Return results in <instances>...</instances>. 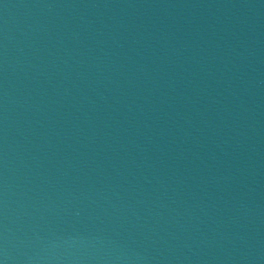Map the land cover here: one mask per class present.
Returning <instances> with one entry per match:
<instances>
[{"label": "water", "instance_id": "obj_1", "mask_svg": "<svg viewBox=\"0 0 264 264\" xmlns=\"http://www.w3.org/2000/svg\"><path fill=\"white\" fill-rule=\"evenodd\" d=\"M0 264H264V0H0Z\"/></svg>", "mask_w": 264, "mask_h": 264}]
</instances>
